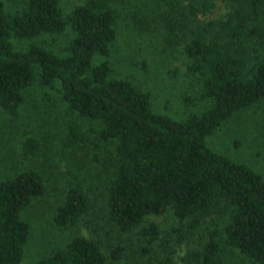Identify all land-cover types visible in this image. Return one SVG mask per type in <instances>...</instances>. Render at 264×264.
<instances>
[{
    "label": "trees",
    "instance_id": "16d2710c",
    "mask_svg": "<svg viewBox=\"0 0 264 264\" xmlns=\"http://www.w3.org/2000/svg\"><path fill=\"white\" fill-rule=\"evenodd\" d=\"M20 1L12 6L13 0H0V112L16 117L34 84L57 90L74 116L61 140L67 148L92 145L91 157L75 159L85 169L94 162V175L70 171L49 220L55 234L39 245L33 264H108L109 250L110 258L121 259L119 245L104 248L77 234L69 240L70 229L88 221L97 190L110 229L123 235L139 226L148 237L135 264H221L233 252L249 264H264V180L206 144L209 135L264 100V0H152L157 7L132 11L133 26L146 31L147 17L164 4L159 72L179 81L172 89H189L204 105L181 121L154 113L143 85L118 76L110 60L119 34L111 5L124 0H86L66 15L59 0ZM215 3L227 12L205 19ZM67 29L73 38L62 56L36 43L20 46ZM39 147L26 138L21 151L28 170L0 181V264H21L32 235L26 213L47 186ZM167 215L188 221L191 232L178 228L173 241L157 242L163 255L145 257L160 239L145 219Z\"/></svg>",
    "mask_w": 264,
    "mask_h": 264
},
{
    "label": "rangeland",
    "instance_id": "374dc122",
    "mask_svg": "<svg viewBox=\"0 0 264 264\" xmlns=\"http://www.w3.org/2000/svg\"><path fill=\"white\" fill-rule=\"evenodd\" d=\"M1 1L4 5L8 3L4 2L5 0ZM13 1L12 6H19L22 2L20 0ZM85 1L59 0L64 15L68 14L73 7L83 4ZM156 3L157 1L152 0H124L111 5L117 13L116 28L119 34L112 46L110 60L113 66L116 62L120 70L118 76L133 82L136 80L143 85L145 90L137 86L149 94L151 108L154 113L175 121H181L192 113L202 111L204 105L201 102L195 103L193 101L192 96L194 95H191L189 89L184 88L183 90L181 87L172 89L173 86L170 84L179 81L159 72L161 69L159 66V51L163 50L165 45L161 25L162 6L164 4H160L157 9L152 10V12L157 11L158 14H149L147 24H144L146 31L143 28L133 26L129 19L132 11L145 13L148 12L147 9L150 7H157ZM226 12L227 9L224 5L215 3L214 8L207 14L205 19H220V16ZM158 28L163 34L161 31L158 32ZM140 29H143V32L138 35ZM72 38V31L67 29L61 34L41 36L36 40L21 43L20 46L36 43L52 53L62 56L65 53V47ZM94 60L93 65L94 62L98 63L102 59L99 57ZM131 63H136V65H131ZM143 63L151 64L147 70L142 71L140 67ZM257 109L261 116L256 113ZM73 117L69 115L57 90L44 89L36 84L29 88L27 102L19 110L16 117H9L0 112V181L28 170V161H23L21 148L26 138L32 137L40 146L38 168L45 175L47 184L45 196L35 201L26 213L25 220L29 224L33 240L30 236L23 250L21 264H33L39 257V245L42 243L43 247L48 236L55 234L49 220L53 209L62 202L64 182L66 183L65 180L70 179V176H68L70 171L73 173L74 169H77L78 174L88 173L89 176L94 175V168L90 169L94 166V162L88 160L87 166L89 169H85L83 164L79 165V161L75 159V157H81L87 153L91 157L92 145L83 142L82 144L88 147L85 150H82V148L80 150L79 147L67 148L61 140L66 131L64 124ZM249 126L251 129H249ZM87 127H92V125L87 124L84 128ZM206 144L212 152L243 164L260 174L264 180V100L255 105L253 109L242 111L240 117L235 119L234 123L224 124L209 135L206 138ZM94 200L95 203L94 206L92 205L90 215L86 217L88 221L79 229L71 228L69 240L71 235L77 234L99 241L104 248L119 245L124 248L121 259L110 258L111 250H109L108 264H135V261L142 255V251H139L140 247L144 251L148 247V237L141 233L143 228L138 226L123 235H118L120 232L116 228L110 229L105 221V205L103 204L105 199L101 195V190L95 192ZM187 223L188 221L181 223L178 220L171 219L168 215L147 217L144 226H156L160 232V239L152 244L149 254L145 257L153 256L155 252L163 255L157 249L160 248L157 242H161L165 246L167 241H173L177 237L178 228L179 231L188 230ZM213 228L215 229L216 226ZM59 234L67 239V233ZM179 250L182 251V249ZM226 258V261L224 260V263L221 264H249L246 257L236 252L230 253Z\"/></svg>",
    "mask_w": 264,
    "mask_h": 264
}]
</instances>
